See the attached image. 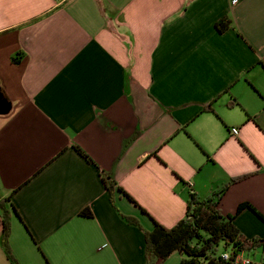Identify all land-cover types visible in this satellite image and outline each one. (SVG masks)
I'll return each mask as SVG.
<instances>
[{"label": "crops", "instance_id": "1", "mask_svg": "<svg viewBox=\"0 0 264 264\" xmlns=\"http://www.w3.org/2000/svg\"><path fill=\"white\" fill-rule=\"evenodd\" d=\"M0 95L16 264H147L191 193L264 238V0H0Z\"/></svg>", "mask_w": 264, "mask_h": 264}, {"label": "trees", "instance_id": "2", "mask_svg": "<svg viewBox=\"0 0 264 264\" xmlns=\"http://www.w3.org/2000/svg\"><path fill=\"white\" fill-rule=\"evenodd\" d=\"M224 21L218 23L221 28L226 27ZM17 62V58H13ZM85 157H87L85 155ZM249 175L234 178L232 181H239ZM109 184V188L112 184ZM122 191V190H120ZM219 194L200 199L195 193H191L186 208L185 217L174 227L166 228L154 222L150 232H146V254L147 264H155L156 261H163L175 252L183 257L180 264H234L236 255L245 252L252 258L254 264H264V259L258 254V249L264 251V238H248L244 236L232 216H225L219 209ZM249 207L248 204L240 206ZM2 210V246L9 259L16 264L10 255L8 247L9 226L7 224V213L4 206ZM252 209V208H251ZM82 215H88L83 211ZM257 215L264 222V217L257 212ZM131 224L136 220L124 217ZM228 254V258H223ZM258 260V261H256Z\"/></svg>", "mask_w": 264, "mask_h": 264}, {"label": "built area", "instance_id": "3", "mask_svg": "<svg viewBox=\"0 0 264 264\" xmlns=\"http://www.w3.org/2000/svg\"><path fill=\"white\" fill-rule=\"evenodd\" d=\"M231 132L233 135H237L239 133V129L236 127L232 128ZM223 258L227 259L228 254H224ZM233 262L234 264H254V261L252 260V258L248 256L245 252L238 253Z\"/></svg>", "mask_w": 264, "mask_h": 264}, {"label": "water", "instance_id": "4", "mask_svg": "<svg viewBox=\"0 0 264 264\" xmlns=\"http://www.w3.org/2000/svg\"><path fill=\"white\" fill-rule=\"evenodd\" d=\"M10 109V103L3 99L0 95V113H6Z\"/></svg>", "mask_w": 264, "mask_h": 264}, {"label": "rangeland", "instance_id": "5", "mask_svg": "<svg viewBox=\"0 0 264 264\" xmlns=\"http://www.w3.org/2000/svg\"><path fill=\"white\" fill-rule=\"evenodd\" d=\"M257 251H258V255H259V256H260V254L263 252L262 249H260V248H259Z\"/></svg>", "mask_w": 264, "mask_h": 264}]
</instances>
